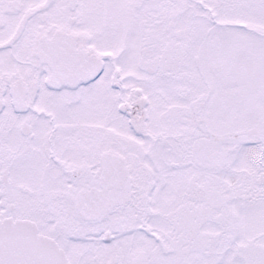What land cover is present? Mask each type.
<instances>
[{"label":"snow or ice","instance_id":"obj_1","mask_svg":"<svg viewBox=\"0 0 264 264\" xmlns=\"http://www.w3.org/2000/svg\"><path fill=\"white\" fill-rule=\"evenodd\" d=\"M0 264H264V0H0Z\"/></svg>","mask_w":264,"mask_h":264}]
</instances>
